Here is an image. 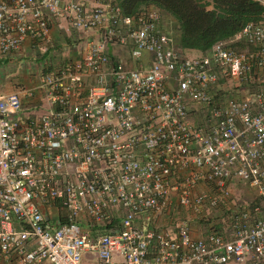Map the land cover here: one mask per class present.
I'll return each instance as SVG.
<instances>
[{"label":"built area","instance_id":"obj_1","mask_svg":"<svg viewBox=\"0 0 264 264\" xmlns=\"http://www.w3.org/2000/svg\"><path fill=\"white\" fill-rule=\"evenodd\" d=\"M59 22L80 59L0 88V264H264V13L190 57L152 6L0 0V58ZM234 181L260 201L224 224ZM175 206L211 230L158 228Z\"/></svg>","mask_w":264,"mask_h":264},{"label":"trees","instance_id":"obj_2","mask_svg":"<svg viewBox=\"0 0 264 264\" xmlns=\"http://www.w3.org/2000/svg\"><path fill=\"white\" fill-rule=\"evenodd\" d=\"M260 1L116 0L121 13L126 16L134 15L146 6L157 8L175 24L179 47L200 54L213 43L232 36L246 23L256 22L264 13Z\"/></svg>","mask_w":264,"mask_h":264},{"label":"crops","instance_id":"obj_3","mask_svg":"<svg viewBox=\"0 0 264 264\" xmlns=\"http://www.w3.org/2000/svg\"><path fill=\"white\" fill-rule=\"evenodd\" d=\"M50 38L53 42V48L57 49H67L65 53L61 54V58L55 51L51 50L50 53L53 56H35L32 49V42L27 39L23 42L20 47L19 55L9 54L6 57L0 58V88L3 93L9 94L13 92H18L21 87H30L36 82V77L40 70L44 69L46 66H57L60 67L58 70L64 68L66 65L75 62L80 59L83 51L84 45L81 40H76L74 35L68 31V28L64 22H59L51 26L49 31ZM49 53V54H50ZM198 52H191L192 55H196ZM200 54V53H199ZM25 64L20 65L21 61ZM8 63L11 71L6 74V69L4 64ZM22 104V119L28 121L31 116L38 115L39 111L32 109L35 105L36 98H25L20 96ZM191 226V235L194 238L203 237L206 227L204 225H199L200 227ZM197 229V230H195Z\"/></svg>","mask_w":264,"mask_h":264},{"label":"rangeland","instance_id":"obj_4","mask_svg":"<svg viewBox=\"0 0 264 264\" xmlns=\"http://www.w3.org/2000/svg\"><path fill=\"white\" fill-rule=\"evenodd\" d=\"M263 1V0H262ZM261 3V1H260ZM172 28L174 31V34H176V27L175 24L172 23ZM52 51H55V54H58V57L61 58V54L65 53V50L67 49H57L56 48H52ZM50 50V51H51ZM117 50V49H116ZM186 53V55L193 57V56H199L200 54L197 53L196 55H192L189 51H184ZM50 53V52H49ZM47 56H53V54H49ZM46 55V54H45ZM25 64V62L22 60L20 65ZM8 63L5 62L4 67L6 69V74L10 73L11 69L8 66ZM45 68H47V70L50 71H56L58 70V68L60 67H55V66H46ZM35 84V83H33ZM220 88L223 89L225 88L222 85H220ZM221 92V91H220ZM222 93V92H221ZM219 96V95H218ZM191 117H190V121H191ZM230 198L228 200L227 206L218 210L219 213H221L222 218H224L223 223H227V218L230 216L231 212L233 211V207L234 205H241L244 206V208H247L248 206H252L253 204H258V202L260 201V198L257 196V193L255 192V190L251 189L247 184H244L240 181H234L231 183L230 186ZM243 202V203H242ZM189 220V219H193L192 224H194V227H200L199 225H204L206 227V231H210L211 230V224H209V220L208 221H198L197 218L195 216H193V214H191L187 209L185 208H180L179 206H175L172 207L171 210L169 211V214L165 217H162V219L158 222L159 226L158 228H162V229H169V230H173L174 228V224L176 221L178 220ZM191 224V223H190ZM210 225V226H209ZM220 226L219 222L215 224V228L218 229V227ZM191 228V226H190ZM197 230V229H195Z\"/></svg>","mask_w":264,"mask_h":264}]
</instances>
